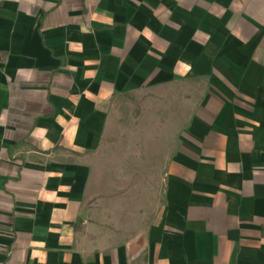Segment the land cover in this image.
Listing matches in <instances>:
<instances>
[{
    "label": "crops",
    "instance_id": "1",
    "mask_svg": "<svg viewBox=\"0 0 264 264\" xmlns=\"http://www.w3.org/2000/svg\"><path fill=\"white\" fill-rule=\"evenodd\" d=\"M178 84L162 202L122 238L87 157L115 99ZM0 264H264V0H0Z\"/></svg>",
    "mask_w": 264,
    "mask_h": 264
},
{
    "label": "rangeland",
    "instance_id": "2",
    "mask_svg": "<svg viewBox=\"0 0 264 264\" xmlns=\"http://www.w3.org/2000/svg\"><path fill=\"white\" fill-rule=\"evenodd\" d=\"M193 86L198 97L202 85ZM188 91L189 86L178 84L118 97L101 145L87 157L88 205L101 199L107 208L113 206L122 238L139 231L146 215L152 219L162 202L167 160L195 104L185 100Z\"/></svg>",
    "mask_w": 264,
    "mask_h": 264
}]
</instances>
